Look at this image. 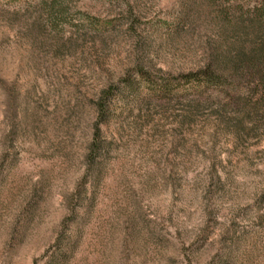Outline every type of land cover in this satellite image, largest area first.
Masks as SVG:
<instances>
[{
    "label": "rangeland",
    "instance_id": "rangeland-1",
    "mask_svg": "<svg viewBox=\"0 0 264 264\" xmlns=\"http://www.w3.org/2000/svg\"><path fill=\"white\" fill-rule=\"evenodd\" d=\"M41 1L0 0V264H264V119L180 81L218 12L259 1L197 0L179 28L185 0H63L52 33Z\"/></svg>",
    "mask_w": 264,
    "mask_h": 264
},
{
    "label": "trees",
    "instance_id": "trees-1",
    "mask_svg": "<svg viewBox=\"0 0 264 264\" xmlns=\"http://www.w3.org/2000/svg\"><path fill=\"white\" fill-rule=\"evenodd\" d=\"M185 1L188 2L186 3L188 6L184 4V7L188 8L187 11L185 8L181 11L179 28L189 24L190 15L200 4L197 0ZM203 1L211 4L215 2ZM258 1L257 3L253 1L244 11H241L243 8L239 5L220 10L218 18L212 19L215 21L213 33L216 41L205 65L180 77V81L185 85L215 87L221 90L220 97H223L222 101L227 100V103H220L218 108L220 111L231 112L228 121L232 123L245 121L258 123L260 119H264V1ZM129 3L127 4L132 9ZM39 7L41 14L46 16V25L50 26L48 28L51 33L56 32L58 17H63L66 13L63 0H43ZM231 8L234 13L229 16L227 12ZM44 26L39 19L32 23L33 31L41 36L44 33ZM52 47L55 48L54 51L60 50L58 44L50 45V48ZM162 92L168 94L170 90L164 87ZM112 96V88H107L101 92L97 103L98 121L94 125L93 140L87 155L88 174L102 156L104 142L100 136L99 125L105 121L108 100ZM82 185L77 188V192L83 190ZM53 264H56V259L53 260Z\"/></svg>",
    "mask_w": 264,
    "mask_h": 264
}]
</instances>
